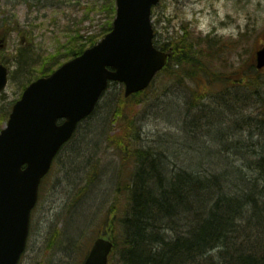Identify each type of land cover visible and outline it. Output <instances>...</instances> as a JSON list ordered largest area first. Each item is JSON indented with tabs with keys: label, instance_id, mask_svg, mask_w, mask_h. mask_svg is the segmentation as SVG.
Masks as SVG:
<instances>
[{
	"label": "rangeland",
	"instance_id": "374dc122",
	"mask_svg": "<svg viewBox=\"0 0 264 264\" xmlns=\"http://www.w3.org/2000/svg\"><path fill=\"white\" fill-rule=\"evenodd\" d=\"M110 1L0 0V29L6 23L18 24L19 31L35 41L28 52L30 66L24 71L18 70L14 61L21 48L17 32L10 36L8 48L0 53L10 70L9 84L0 94V131L5 126L4 113L20 99L24 87L38 78L47 57L64 53V45L76 31L85 36L99 34L109 21V13L102 11V7ZM92 8L96 10L90 13ZM153 25L159 44L185 33L194 39L207 40L200 49L202 53L210 50L211 57L204 60L213 61V71L234 73L244 68L247 77L251 54L264 37V0H162L153 11ZM196 87L182 77L181 71L174 76L164 72L157 78L144 103L136 108L142 130L140 146L164 156L169 171L219 172L223 167L218 169L209 162H226L230 157L232 187L237 185L238 178L258 176L251 166H256L255 157L264 150V136L250 135L241 128L231 134L234 126L231 119L247 113L244 104H251L243 99L249 92H235L231 85L228 93L222 94L219 89L213 97L203 100L205 112L220 108L223 111V123L211 126V132L205 135L200 131L206 128L197 123L192 125L193 115L200 110L189 111L190 95ZM123 90L122 84H111L100 103L102 116L86 121L79 130L78 141L65 147L54 162L33 211L27 248L20 264H83L92 242L106 229V214L117 196L120 174L126 171L130 177L135 171L134 166L124 169L120 157L106 148L101 139V132L108 131L104 129L106 111ZM250 97L256 101L255 96ZM250 113L253 119L257 118L256 111ZM216 132L220 133L218 138L214 136ZM220 141L229 142L219 144ZM96 161L99 173L91 176ZM126 181L129 182L128 178ZM165 226V236L175 238L173 226L170 229Z\"/></svg>",
	"mask_w": 264,
	"mask_h": 264
},
{
	"label": "trees",
	"instance_id": "16d2710c",
	"mask_svg": "<svg viewBox=\"0 0 264 264\" xmlns=\"http://www.w3.org/2000/svg\"><path fill=\"white\" fill-rule=\"evenodd\" d=\"M95 10L90 9V13ZM102 11L109 13V20H112L115 14L113 0L103 6ZM111 28L112 21H109L99 34L88 38L79 36L80 31H76L77 36L64 47V53L47 59L45 64L49 67L44 64L41 75H47L53 66L60 64V57L72 59L81 55ZM205 42L207 40L194 39L186 33L156 46L164 51L173 50V58L164 72L174 76L181 71L183 78L196 84L190 95L189 111H200L193 115L192 125L197 123L202 129L206 128L200 132L207 135L211 126L223 123V111L220 108L205 112L203 100L213 97L219 89L222 94L228 93L231 85L242 84L246 75L244 68L234 73L213 71V61L204 60V57H211L210 50L202 53L203 49H200ZM15 60L21 68L29 66L26 50L20 51ZM248 66L250 78L261 76L255 70L252 56ZM150 90L129 99L118 95L106 111L104 129L108 131L101 132L102 144L106 143V148L120 157L123 168L135 167L130 177L126 171L120 174L117 196L108 208L107 227L101 233L115 241L111 264H264V150L256 155V166H251L258 176H247L246 180L238 178L234 187L230 157L226 162H209L218 169L223 167L219 172L169 171L162 155L140 146L142 130L137 122L136 108L144 103ZM222 105L225 104L220 103ZM244 105L247 113L231 119L234 123L231 134L235 135V129L241 128L245 133L264 136V108L258 109L260 116L253 119L250 113L253 105ZM226 107L229 109L230 105ZM102 109L98 107L90 120L101 117ZM219 134L216 132L214 136L218 138ZM221 142L229 141L219 144ZM229 150L231 152V143ZM93 168L91 176H96L99 161ZM165 224L168 229L173 226L175 238L165 236Z\"/></svg>",
	"mask_w": 264,
	"mask_h": 264
},
{
	"label": "water",
	"instance_id": "95a60500",
	"mask_svg": "<svg viewBox=\"0 0 264 264\" xmlns=\"http://www.w3.org/2000/svg\"><path fill=\"white\" fill-rule=\"evenodd\" d=\"M116 2L112 32L29 87L0 133V264H18L41 180L78 124L94 112L109 81L124 83L129 98L146 90L171 56L153 46L151 8L159 0ZM9 32L0 37V48L6 47ZM257 65L264 68V48ZM7 82L8 70L0 64V92ZM60 119H65L62 125ZM112 251L111 238H99L84 264H108Z\"/></svg>",
	"mask_w": 264,
	"mask_h": 264
},
{
	"label": "bare ground",
	"instance_id": "6f19581e",
	"mask_svg": "<svg viewBox=\"0 0 264 264\" xmlns=\"http://www.w3.org/2000/svg\"><path fill=\"white\" fill-rule=\"evenodd\" d=\"M162 157H163L162 160H163L164 164H166L167 162L164 160L165 157H164V156H162ZM180 170H182V169H180ZM180 170H179V171H180ZM179 171H177V172L180 173ZM172 217H174V215H172ZM173 220H174V219H173ZM167 224H169V223H167ZM174 226H175V225H174Z\"/></svg>",
	"mask_w": 264,
	"mask_h": 264
},
{
	"label": "flooded vegetation",
	"instance_id": "af4514ba",
	"mask_svg": "<svg viewBox=\"0 0 264 264\" xmlns=\"http://www.w3.org/2000/svg\"><path fill=\"white\" fill-rule=\"evenodd\" d=\"M262 45V41H260V46ZM262 72H264V71H262ZM263 76H264V74H263ZM263 93V92H262Z\"/></svg>",
	"mask_w": 264,
	"mask_h": 264
}]
</instances>
